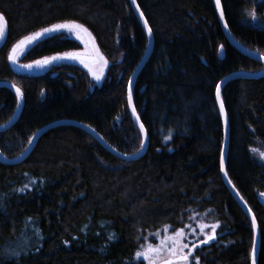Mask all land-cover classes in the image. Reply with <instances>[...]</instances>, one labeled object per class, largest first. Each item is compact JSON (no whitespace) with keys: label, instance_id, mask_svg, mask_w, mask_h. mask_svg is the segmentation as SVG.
Here are the masks:
<instances>
[{"label":"trees","instance_id":"trees-1","mask_svg":"<svg viewBox=\"0 0 264 264\" xmlns=\"http://www.w3.org/2000/svg\"><path fill=\"white\" fill-rule=\"evenodd\" d=\"M137 3L154 37L133 87L146 153L123 161L80 126L61 124L24 162H0V264H138L142 235L184 229L194 215L219 225L215 240L194 251L199 264H251L254 229L220 174L224 129L215 92L226 75L263 65L226 40L213 0ZM221 4L233 36L264 56V0ZM0 14V81L10 83L0 87V124L19 108L13 85L22 93L17 120L0 131L6 157L21 154L38 129L58 120L91 126L122 153L141 148L127 87L148 43L130 0H0ZM65 22L95 35L109 67L101 84L77 59L18 69L82 48L67 30L8 60L26 36ZM222 96L230 129L226 171L256 217L257 262L264 264V162L257 155L264 150V76L234 78Z\"/></svg>","mask_w":264,"mask_h":264},{"label":"water","instance_id":"water-1","mask_svg":"<svg viewBox=\"0 0 264 264\" xmlns=\"http://www.w3.org/2000/svg\"><path fill=\"white\" fill-rule=\"evenodd\" d=\"M214 1V5L216 7V11H217V18H219L220 21V25L221 28L224 31L226 40L229 41L230 44H232L237 50H239L242 54H245L246 56L250 57L251 59H256L258 61H260L263 65V68L261 70L255 71V72H249V71H234L231 74L226 75L225 77L222 78V80L218 83L220 85V94H219V100L217 99V89L215 92V96H216V103H217V107L219 109V113H220V117L222 118V125H223V145H222V149H221V159H220V163H221V170H220V174L222 175V180L224 185L228 188L230 194L234 197V199L236 200L237 204L243 209L244 213L246 214L247 218H249V220L251 221L252 224V228L254 229V243H253V247H252V254H251V259L250 262L251 264H253V259L255 260V264H258L257 260H258V256H259V247H260V233H259V228L257 225V221H256V217H254V214L251 210V208L247 205V203L245 202V200L243 199V197L239 194V192L237 191L235 185L232 184L229 175L227 174L226 171V167H227V156H228V147H229V137H230V129H229V121L227 118V113H226V108L224 107V102H223V96H222V89L223 87L231 80H233L234 78H248V79H255V78H260L264 76V56L259 53L257 50H251L248 47H246L243 43L241 44L232 34V32L230 31V29L227 27H225V25L227 24L226 22V17L224 16V9L223 6L221 4V0H219V7L217 6L216 0ZM131 2V6L132 9L135 11V14L138 18V20L140 21V23L142 24V27L144 29V31L147 34V48L146 51L144 52V55L142 56V59L138 62V64L136 65V68L133 70L132 75H131V91H132V99H131V103H129V99H128V93H127V100H128V108L130 111V115H131V119L132 121L136 124L139 133H141V137H142V142H143V147L140 148L138 151H136L135 153L132 154H128V153H122L119 150H117L114 146L112 147L104 138L102 135H99L98 132L92 128L91 126H88L86 124H83L81 122H75V121H70V120H58L56 122H51L49 124H45L44 127H41L40 129H38L34 135L32 136L31 139V143H28L27 146L24 148V151L13 157V158H9L6 157L3 152L0 150V162L5 163V164H19L24 162V160L32 153V151L34 150V147L36 145V143L39 141V139L41 138V136L43 134H45L46 131H48L49 129L56 127L57 125H61V124H72L75 126H80L82 129H84L86 132H88L89 134L93 135L94 138L99 142V144L101 146H104L109 152H111L112 154H114L115 156H118L120 159H122L123 161H136V159H139L141 157L144 156V154L147 151L148 148V132L146 131L143 123L140 120L138 111H136L135 108V104H134V100H133V92H134V83L137 79L138 74L142 71L145 63L148 61L149 57L151 56V52L153 50V46H154V37H153V32H151V36L148 35V31L147 28H145L144 26V21L146 20L143 14V19H141L140 17V12H142V10L139 8V12L136 11V7L138 5L137 0H136V4H132V0H130ZM139 7V6H138ZM143 13V12H142ZM221 13H223V19H221ZM148 25V22H147ZM149 27V25H148ZM150 28V27H149ZM49 33H46L44 35H47ZM43 35V36H44ZM42 37V36H41ZM40 37V38H41ZM38 38V39H40ZM37 39V40H38ZM36 41V40H34ZM32 41V42H34ZM31 42V43H32ZM30 45L29 44H25L23 45L16 53V55L19 53L20 50L24 49L26 46ZM65 56V55H64ZM63 57V56H61ZM64 60H75V59H61V60H55L52 61L53 62H57V61H64ZM79 60V59H77ZM95 58L91 57V56H86L85 57V61H94ZM49 63V64H51ZM33 65L32 68H26V67H20L18 68L19 70H24V71H31L33 69H37V68H41V67H37L36 63L31 64ZM2 86H6V87H10V83L7 82H3L0 81V87ZM15 93L17 88H14ZM128 92H129V83H128ZM22 102V96L19 98V108L17 109V112L13 115V117L11 118L10 121L4 123V124H0V131L7 129L11 126V124L17 120V113L20 112L21 110V104ZM221 103L223 104V111H221ZM133 108L135 109V113L133 112ZM143 125L144 131H141V127L140 125ZM250 209V211H249ZM253 217L255 218V226H253ZM255 248V253L253 256V249Z\"/></svg>","mask_w":264,"mask_h":264},{"label":"snow or ice","instance_id":"snow-or-ice-1","mask_svg":"<svg viewBox=\"0 0 264 264\" xmlns=\"http://www.w3.org/2000/svg\"><path fill=\"white\" fill-rule=\"evenodd\" d=\"M217 6L219 7V0H216ZM132 4H136V0H132ZM136 11L139 12V7L137 5ZM140 17L143 19V13L140 12ZM248 15L251 19L255 20L257 19L255 9H252ZM221 19H223V13H221ZM144 26L147 28L148 35L151 36V28L148 27L147 21H144ZM227 27V24L225 25ZM60 30H67L69 32H73L77 35V38L83 39L85 36L89 38V40H86V45L90 42L91 39V33L88 31L84 25L76 23V22H65L60 24H54L50 27L43 28L41 31L35 32L29 36H26L23 40L19 41L17 45H15L11 52L8 55V60L12 61L13 63L16 61V53L17 51L25 44H29L34 40H37L41 36H43L46 33H52V32H58ZM6 33V20L3 14H0V39H3L5 37ZM222 47V46H221ZM92 55L95 57V60L98 61L101 66L107 65V60L100 54L99 49L95 47L93 44L91 47V50L89 53H67L65 56H55L51 58H46L42 61H36L37 67H44L45 65L51 63L55 60H61V59H79L82 63H85V66H88V64L85 61V57ZM26 68H32L33 65L28 64L24 65ZM102 67L100 72L93 71L91 67H89V71L92 72V75L95 80L99 81L102 77ZM131 80L129 81V92H128V99L129 103H131L132 99V91H131ZM15 87V85H13ZM217 88V99L219 100V94H220V85L218 84L216 86ZM17 92V98H20L22 96V93L20 92V89H16ZM221 111H223V104L221 103ZM133 112L135 113V109L133 108ZM141 131H144L143 125H140ZM170 138V137H169ZM31 139L29 140V143H31ZM140 147H143V142H141ZM261 156L264 157V153H261ZM25 188H27V185H25ZM20 191H24V188H21ZM264 195V194H261ZM250 211V209H249ZM253 226H255V218L253 217ZM204 225H201V229H203ZM219 227L218 224L211 226V233H204L201 234L204 235V239L200 241L201 244H207L209 241L215 240L216 238V231L215 229ZM192 235H195V232L193 231L191 233ZM186 233L183 230L176 231L174 236L166 237L164 240L161 241V243L158 246H151L149 245L147 249L144 252H137V257L143 256V258L148 262V264H190V257H192V261L194 264H199V257L193 256V251L196 247H198V244H192V247H189V244L192 243L191 241L189 243H182V238H184ZM111 238V237H110ZM185 249H189L187 252H185ZM255 253V248L253 249V256ZM2 255V253H0ZM9 255L15 257L18 255L16 252H11ZM253 264H255V260L253 259Z\"/></svg>","mask_w":264,"mask_h":264},{"label":"rangeland","instance_id":"rangeland-1","mask_svg":"<svg viewBox=\"0 0 264 264\" xmlns=\"http://www.w3.org/2000/svg\"><path fill=\"white\" fill-rule=\"evenodd\" d=\"M88 31L91 33V31L89 29H88ZM68 35H70L73 38L74 37L77 38V35L73 32H69ZM78 39L80 41L81 40L83 41L82 42L83 47L75 50L72 53H89L92 45L94 44L95 47L99 49L100 54L107 60L106 56H104V54L100 48V45H98V41H97L94 34L91 33V39L87 45L85 43L86 40H89V38L87 36L84 37L83 39H80V38H78ZM3 40H4V38L0 39V43ZM56 56H59V55H56ZM89 56L94 57L92 55H89ZM53 57H55V56H53ZM44 59H46V58H42V60H44ZM107 62H108V60H107ZM77 63L82 68L85 69V71L89 74V77L94 81L95 85H99L102 83V81L105 79L107 72H108V69H109L108 63L106 66L102 67L101 64L96 60L86 61L88 66H85V63H82L80 60H77ZM89 67H91L93 69V71H96V72H100L101 67H102V77L99 81L94 79L92 72L89 71ZM261 153H264V150H258L257 151L258 157L261 159V161L264 162V157L261 156ZM191 220H192V222L190 224L186 225V227H184V229L171 230L169 226H164V227H161V229H158L155 231H150V232L142 235L141 239L139 241L140 246H139L138 252H144L149 245L158 246L162 240H164L166 237L174 236L175 232L179 231V230H183L186 233L185 237L182 238V241H181L182 243H189L190 241L192 242L189 244L190 248L192 247V244H198L199 245L198 247H200L202 245H206V244L200 243V241H202L204 239V235L201 233L204 232V233L210 234L212 231L211 226L215 225V223H210V222H207V221L202 220V219H197L195 215L191 218ZM201 225H204L203 229H201ZM193 231L195 232V235L191 234ZM215 231H216V229H215ZM208 243H211V241H209ZM196 248L194 249V251L196 250ZM188 250L189 249H185L184 251L187 252ZM194 251H193V253H194ZM136 262L138 264H148V262L143 258V256H141L139 258L137 257ZM191 262H192V257H190V264H191Z\"/></svg>","mask_w":264,"mask_h":264}]
</instances>
